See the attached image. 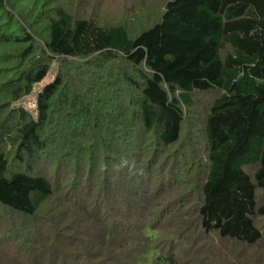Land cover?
Instances as JSON below:
<instances>
[{"label":"trees","instance_id":"16d2710c","mask_svg":"<svg viewBox=\"0 0 264 264\" xmlns=\"http://www.w3.org/2000/svg\"><path fill=\"white\" fill-rule=\"evenodd\" d=\"M23 5L0 0V67L14 62L0 84V264H217L214 240L258 251L264 0H166L136 31ZM54 63L34 116L16 104ZM212 93L193 189L173 197L191 170L166 150ZM51 162L54 180L37 170Z\"/></svg>","mask_w":264,"mask_h":264},{"label":"rangeland","instance_id":"374dc122","mask_svg":"<svg viewBox=\"0 0 264 264\" xmlns=\"http://www.w3.org/2000/svg\"><path fill=\"white\" fill-rule=\"evenodd\" d=\"M20 1V0H19ZM24 5H26L27 9H30L33 4L36 2L39 4H46L50 6L52 2L57 1L58 3L64 4L69 7L74 13L78 16H85L89 18H94L100 24H112V23H124L126 24L130 30L136 31L142 25L139 23L141 21L143 25H147L151 19L149 13H154L159 11L166 0H21ZM48 2V4H47ZM23 5V6H24ZM148 12V13H147ZM18 20L22 18L18 15ZM148 14V15H147ZM41 22V21H38ZM38 24V23H37ZM4 50L0 49V53H4ZM7 54L4 53L3 56ZM14 62L11 61L5 62V66L2 65L0 67V84L6 79L7 68L10 67ZM7 67V68H6ZM6 69V70H5ZM57 70V64L54 63L51 70L48 72L46 77L37 85L33 92L20 100L16 105H20L27 110H29L34 116H36V108H37V94L43 89L45 85L52 82L55 79ZM4 71V73H3ZM6 71V72H5ZM1 99H6L4 95L0 96ZM214 98V93L212 94H201L196 95V105L194 106V112H187V119H189V123H186L185 129L182 134L181 142L176 143L167 149V153L165 156H171L169 158L173 163L172 158H176L178 160V166H182L185 171L187 169L193 168V163H191L192 159H197L200 155L205 154V147L201 138L199 139L194 130L199 132L201 128V117L206 112V106L210 103V101ZM189 128H193L189 130ZM189 130V131H188ZM46 167V171L43 172L42 169ZM37 170L43 172L48 178L54 180V165L49 163L40 165L37 167ZM192 171L189 178L184 173H181L179 176V187H174L171 189V193L174 196L180 194H187L192 191L191 178ZM187 174V173H186ZM190 181H189V180ZM178 196L177 198H179ZM171 198V197H169ZM192 202V201H191ZM50 206V203H47L44 206V211H46ZM0 233H5L8 226L9 221H11V217L8 219V213L3 209L0 211ZM260 226H262L264 230V221H260ZM19 222L17 221V229L20 228ZM13 226V225H12ZM212 241V240H211ZM213 249L215 250L217 258L215 259L217 264H263L262 259L264 258V241L260 247H258V251H254V249L246 250L245 247L239 246L238 244H234L229 241H217L214 240L211 244ZM208 249V248H207ZM212 259H214V251L212 253ZM213 261H211L212 264Z\"/></svg>","mask_w":264,"mask_h":264}]
</instances>
